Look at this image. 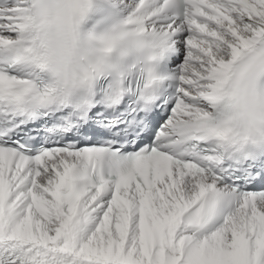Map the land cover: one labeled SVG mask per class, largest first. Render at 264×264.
Returning a JSON list of instances; mask_svg holds the SVG:
<instances>
[{
  "label": "snow or ice",
  "instance_id": "6c2138e0",
  "mask_svg": "<svg viewBox=\"0 0 264 264\" xmlns=\"http://www.w3.org/2000/svg\"><path fill=\"white\" fill-rule=\"evenodd\" d=\"M0 264H264V0H0Z\"/></svg>",
  "mask_w": 264,
  "mask_h": 264
}]
</instances>
